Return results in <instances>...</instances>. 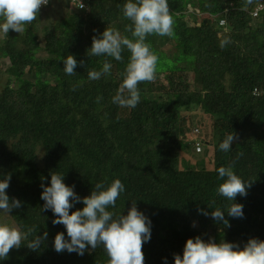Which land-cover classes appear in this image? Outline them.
<instances>
[{
	"label": "trees",
	"instance_id": "obj_1",
	"mask_svg": "<svg viewBox=\"0 0 264 264\" xmlns=\"http://www.w3.org/2000/svg\"><path fill=\"white\" fill-rule=\"evenodd\" d=\"M81 1L87 10L52 0L61 10L51 28L37 18L23 33L0 38L7 75L28 69L34 77L0 92V179L11 176L6 194L21 201L9 217L21 231L33 229L0 264H108L102 245L89 246L82 256L26 246L45 232L41 246L54 249L58 232L69 239L64 225H53V212L43 209L41 185L50 186L53 172L64 175L81 198L97 183L107 187L120 179L125 190L107 210L126 215L133 201L149 218L145 264H174V254L182 257L187 239L197 236L240 249L249 239L264 240V0L247 6L245 0H168L174 35L147 37L159 58L157 73L154 81L138 85L135 108L112 102L130 52L125 48L120 61L87 53L93 36L106 27L132 38L126 31L132 22L122 12L126 0ZM50 5L39 13L49 14ZM225 36L230 43L221 48ZM69 54L78 62L71 76L63 70ZM105 59L110 72L90 80L88 72L100 71ZM191 112L211 119L214 138L189 160L183 117ZM232 133L238 138L230 150H220ZM229 165L251 184L234 201L243 205L242 218L227 214L233 202L218 192L223 181L217 169ZM73 203L70 214L84 207L82 199ZM217 208L227 222L211 218Z\"/></svg>",
	"mask_w": 264,
	"mask_h": 264
},
{
	"label": "clouds",
	"instance_id": "obj_2",
	"mask_svg": "<svg viewBox=\"0 0 264 264\" xmlns=\"http://www.w3.org/2000/svg\"><path fill=\"white\" fill-rule=\"evenodd\" d=\"M253 0H245V6ZM49 0H0V33L8 36L9 30L23 33L26 25L37 19L42 6ZM86 5L81 2L79 8ZM123 16L132 23L126 28L132 38L122 36L115 28L106 27L99 37L93 36L88 55L112 57L117 61L122 59V51L126 48L130 58L126 65L123 81L117 90L112 102L122 108H135L141 99L138 85L142 82H152L156 78L158 56L152 50L146 39L150 35H174V19L169 9L168 0H126L123 5ZM223 25L225 22L222 20ZM230 43L229 37L220 40V47ZM64 61V71L68 75L75 74L77 60L73 55H67ZM83 63V62H81ZM112 65L105 59L102 69L88 72L90 80H98L102 75L110 72ZM235 133L229 134L220 143L219 148L224 152L230 150L232 142L237 139ZM201 143L202 142L198 140ZM238 155H243L239 153ZM218 176L223 181L218 192L229 201L227 214L234 218L243 217V205L235 203L238 195L246 196L251 186L244 182L234 171L232 165L221 166L217 169ZM10 175L0 179V212L10 214L13 209L21 207V201L16 198L10 200L6 194L9 187ZM41 199L45 202L43 209L51 210L56 217L53 225H64L69 239H65L63 232H58L54 238V250L62 253L76 252L84 255L90 246L95 250L102 245L107 253L108 264H145L143 244L151 238V221L139 211L136 202L132 201L127 214H114L108 211L109 206L115 207L120 194L125 187L120 179L113 180L107 187L104 183H97L90 196L79 197L74 192V186L64 183V175L53 172L50 186L42 183ZM82 199L84 207L72 211L73 202ZM203 215L209 213L198 209ZM211 218L217 222H227L224 211L219 208L211 212ZM195 226V225H194ZM33 232L21 231L17 226L0 223V260L7 259L13 248H20L22 241ZM47 232L43 236H35L26 246L36 251L47 239ZM174 264H264V240L249 239L243 249L238 245L225 240L219 243L214 239L205 242L199 236L187 239L183 255L174 254Z\"/></svg>",
	"mask_w": 264,
	"mask_h": 264
},
{
	"label": "rangeland",
	"instance_id": "obj_3",
	"mask_svg": "<svg viewBox=\"0 0 264 264\" xmlns=\"http://www.w3.org/2000/svg\"><path fill=\"white\" fill-rule=\"evenodd\" d=\"M56 9H58V12H56ZM59 10H61V7L57 5L56 2H54L53 5L51 6V12L49 14H46L44 12L38 14L37 18L39 19V23L46 25L48 28H51L53 20L59 17ZM65 10L74 12L72 7L65 8ZM219 24L221 25L220 22ZM10 33L12 35L17 34V32L13 30H9L8 34ZM2 35L3 33H0V38L2 37ZM8 65H9V60L7 58V52L0 47V92L8 83L9 85L16 87L18 82H21L25 79L34 78L33 75L29 74L30 72L28 71V69L25 71L24 75L18 73L16 76L13 77L8 76L6 72ZM183 121H184L185 134L193 139V141H191V139L187 137L186 141L191 142V144H190V148L185 152L186 157H188L189 160H192L193 153H196L194 150L195 149L194 144L196 141L194 139L195 138L200 139V141L202 142V149H203V142L204 141L211 142L212 139L214 138L213 132L211 131V119L208 116H202L198 112H191L184 115ZM0 223H7L10 226H15L14 223L11 221L9 214L4 212H0ZM38 250H43L47 254H52L53 252H55L54 249L46 246H41Z\"/></svg>",
	"mask_w": 264,
	"mask_h": 264
},
{
	"label": "built area",
	"instance_id": "obj_4",
	"mask_svg": "<svg viewBox=\"0 0 264 264\" xmlns=\"http://www.w3.org/2000/svg\"><path fill=\"white\" fill-rule=\"evenodd\" d=\"M52 0H49V3L47 4V5H45V6H42L41 7V9L40 10H42L44 7H47V6H49L50 5V2H51ZM62 1H64L66 4H68V5H75V7H77L79 10H87L86 9V7L84 8V9H80L79 8V6H80V4H81V0H62ZM257 13H258V11L257 10H254L253 12H252V17L254 18V17H257ZM221 20H223L224 21V19H221ZM220 20V21H221ZM219 21V22H220ZM225 22V21H224ZM225 25V23L222 25L221 24V26H224ZM194 147L196 148V149H200L201 148V143L199 142V141H196L195 142V144H194ZM198 153H200V152H198Z\"/></svg>",
	"mask_w": 264,
	"mask_h": 264
},
{
	"label": "bare ground",
	"instance_id": "obj_5",
	"mask_svg": "<svg viewBox=\"0 0 264 264\" xmlns=\"http://www.w3.org/2000/svg\"><path fill=\"white\" fill-rule=\"evenodd\" d=\"M254 10H257V11H258L259 8L254 9ZM254 10H253V11H254ZM253 11H252V12H253ZM194 150H195L196 154H199L198 152H201V151H202V148H200V149H196V148H195Z\"/></svg>",
	"mask_w": 264,
	"mask_h": 264
},
{
	"label": "crops",
	"instance_id": "obj_6",
	"mask_svg": "<svg viewBox=\"0 0 264 264\" xmlns=\"http://www.w3.org/2000/svg\"><path fill=\"white\" fill-rule=\"evenodd\" d=\"M61 2H62V0H61ZM64 2V1H63ZM65 3V2H64ZM53 5V4H52ZM52 5H50V7L52 6Z\"/></svg>",
	"mask_w": 264,
	"mask_h": 264
}]
</instances>
